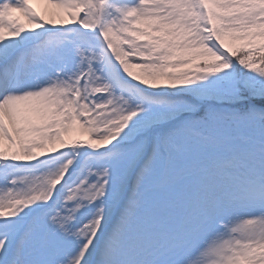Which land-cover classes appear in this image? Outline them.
Wrapping results in <instances>:
<instances>
[{"label": "snow or ice", "instance_id": "1", "mask_svg": "<svg viewBox=\"0 0 264 264\" xmlns=\"http://www.w3.org/2000/svg\"><path fill=\"white\" fill-rule=\"evenodd\" d=\"M0 264H264V0H0Z\"/></svg>", "mask_w": 264, "mask_h": 264}, {"label": "rangeland", "instance_id": "2", "mask_svg": "<svg viewBox=\"0 0 264 264\" xmlns=\"http://www.w3.org/2000/svg\"><path fill=\"white\" fill-rule=\"evenodd\" d=\"M34 6H36V5H34Z\"/></svg>", "mask_w": 264, "mask_h": 264}]
</instances>
